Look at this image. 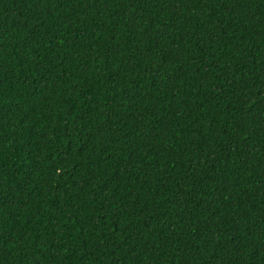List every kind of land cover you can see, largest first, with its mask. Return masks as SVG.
<instances>
[{
    "label": "trees",
    "instance_id": "trees-1",
    "mask_svg": "<svg viewBox=\"0 0 264 264\" xmlns=\"http://www.w3.org/2000/svg\"><path fill=\"white\" fill-rule=\"evenodd\" d=\"M0 264H264V0H0Z\"/></svg>",
    "mask_w": 264,
    "mask_h": 264
}]
</instances>
